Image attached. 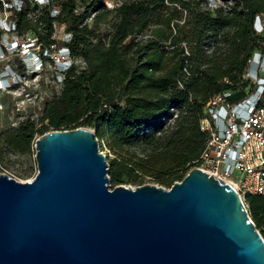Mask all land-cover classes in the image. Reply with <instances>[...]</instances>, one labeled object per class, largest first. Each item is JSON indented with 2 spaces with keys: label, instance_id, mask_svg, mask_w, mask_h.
<instances>
[{
  "label": "trees",
  "instance_id": "1",
  "mask_svg": "<svg viewBox=\"0 0 264 264\" xmlns=\"http://www.w3.org/2000/svg\"><path fill=\"white\" fill-rule=\"evenodd\" d=\"M107 1L39 6L26 0L20 11H11L19 36L32 34L50 53L66 45L73 63L61 83L53 76L59 91L43 101L38 118L0 132V159L4 151L30 154L48 128H92L116 156L108 162L113 188L141 185L145 178L171 188L206 147L200 123L208 102L227 89V100L236 103L253 88L245 73L254 54H264V33L254 29L264 0H225L226 7L216 9L206 0H115L113 8ZM62 26L69 43L56 37ZM1 38L0 31V44ZM245 201L264 237V194Z\"/></svg>",
  "mask_w": 264,
  "mask_h": 264
},
{
  "label": "water",
  "instance_id": "2",
  "mask_svg": "<svg viewBox=\"0 0 264 264\" xmlns=\"http://www.w3.org/2000/svg\"><path fill=\"white\" fill-rule=\"evenodd\" d=\"M38 173H0V264H264V237L234 187L199 168L166 189H110L94 130L35 141Z\"/></svg>",
  "mask_w": 264,
  "mask_h": 264
},
{
  "label": "built area",
  "instance_id": "3",
  "mask_svg": "<svg viewBox=\"0 0 264 264\" xmlns=\"http://www.w3.org/2000/svg\"><path fill=\"white\" fill-rule=\"evenodd\" d=\"M29 1L39 6H47L52 0ZM206 2L210 9L226 7L225 0ZM25 3L26 0H0V56H15L24 67V74L19 71L18 65L16 68L6 65L0 69V96L6 91H16V87H23V78L44 72L47 66L44 59L46 57L54 61L52 68L58 84L63 81V73L73 63L71 51L66 45L59 47L55 53H50L42 50L37 38L32 34L21 37L16 33L11 11H20ZM7 13L11 14V18L4 17ZM57 13L58 10H53L52 15ZM60 28L63 29L62 36L57 33L56 37L64 43H69L70 32L65 26ZM254 29L258 34L264 33V16H256ZM245 78L253 83V88L247 90L245 98L231 103L227 100L231 92L224 89L206 105L200 127L208 135V141L194 168L204 170L231 184L246 204L247 196L264 194L263 53L254 54Z\"/></svg>",
  "mask_w": 264,
  "mask_h": 264
},
{
  "label": "rangeland",
  "instance_id": "4",
  "mask_svg": "<svg viewBox=\"0 0 264 264\" xmlns=\"http://www.w3.org/2000/svg\"><path fill=\"white\" fill-rule=\"evenodd\" d=\"M108 3V6L113 7L117 5L118 2L112 0ZM4 17L11 18V14L7 13ZM57 33L58 36H62L63 29L58 28ZM210 49L211 48H206L207 51H210ZM6 65H12L16 68L18 61L15 56L11 55L4 58L0 56V69H3ZM53 76V69L50 66H46L44 72L41 74H35L34 76L23 78V87L13 92L6 91L0 96V132L17 126L27 117H39L43 101L51 98L53 94L59 91V87L55 86L53 82ZM88 129L94 130L92 128ZM171 130L172 123H169L166 132H170ZM49 132H53V130L48 128L47 133ZM37 137H40V135H37ZM99 144L100 150L107 156L108 162H110L111 159L116 158V156L105 147L104 144ZM142 152L143 148L137 149V153L142 154ZM35 154L34 145L32 147V152L27 155L4 151L3 158L0 159V173L8 175L19 182H31L38 173ZM124 181H126L125 178ZM142 185L162 186L150 178H145L141 185L127 183L124 186L135 189L137 186ZM110 186V189H113L111 183ZM162 187L169 189L165 186Z\"/></svg>",
  "mask_w": 264,
  "mask_h": 264
},
{
  "label": "bare ground",
  "instance_id": "5",
  "mask_svg": "<svg viewBox=\"0 0 264 264\" xmlns=\"http://www.w3.org/2000/svg\"><path fill=\"white\" fill-rule=\"evenodd\" d=\"M134 189V188H133Z\"/></svg>",
  "mask_w": 264,
  "mask_h": 264
}]
</instances>
